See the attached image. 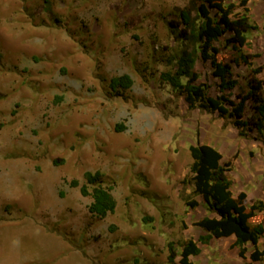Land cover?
<instances>
[{"label": "rangeland", "instance_id": "1", "mask_svg": "<svg viewBox=\"0 0 264 264\" xmlns=\"http://www.w3.org/2000/svg\"><path fill=\"white\" fill-rule=\"evenodd\" d=\"M241 1L225 3L235 13L248 7L257 28L244 51L258 54L264 79V0ZM200 3L0 0V264H168L169 242L180 251L201 233L199 219L217 215L193 193L189 147L197 142L231 161L234 197L245 193L248 208L264 201V133L241 137L229 118L189 108L163 76L194 47L170 22L187 11L198 24ZM222 40L230 60L238 53ZM232 64L239 84L225 93L237 101L249 70ZM194 68L210 95L222 93L209 62L198 57ZM122 74L132 86L113 90L111 78ZM98 170L116 201L106 217L90 212L92 197L80 189L85 172ZM260 221L264 210L249 223ZM234 240L200 243L190 259L264 264L251 260V244L245 259L232 257Z\"/></svg>", "mask_w": 264, "mask_h": 264}, {"label": "trees", "instance_id": "2", "mask_svg": "<svg viewBox=\"0 0 264 264\" xmlns=\"http://www.w3.org/2000/svg\"><path fill=\"white\" fill-rule=\"evenodd\" d=\"M225 1L201 0L198 24L192 21L187 11H182L180 23L170 22L176 36L191 40L194 47L192 50H183L177 58L176 71L166 72L163 76L184 94L189 108L217 112L220 117L229 118L241 137L246 136L250 129L264 133V79L259 76L262 67H254L253 59L258 54L244 51L245 46L250 44L247 32L256 29L257 25L251 21L248 7L243 12L235 13L236 4H226ZM247 1L241 2L246 5ZM211 10H214V14ZM225 34L228 36L222 40ZM221 40L223 46L231 47L238 54L230 60L222 58L221 45L217 44ZM198 57L210 63L213 76L218 78L222 92L218 96L210 95L206 85L198 83L199 74L194 68ZM232 63L245 64L249 70L246 88L238 94L237 101L225 93L239 84L234 77ZM132 84L133 79L129 74L114 76L110 80L113 90L130 88ZM189 150L192 157L190 182L193 193L200 195L206 206L214 209L217 216L206 215L199 219L196 224L201 233L197 239L189 238L182 242L180 251L175 248L174 242H169L168 264H196L190 257L201 253L200 243L209 244L214 238L228 236H235L233 246L238 248L241 258H246L250 250L247 245L251 244V260L263 262L264 249L260 248L259 243L264 238V222L250 224L249 221L257 211L264 210V201H255L248 208L244 202L245 193H240L238 197L233 196L232 179L227 167L231 161L222 163L223 155L218 148L197 142L190 145ZM102 177L99 170L87 171L86 183L80 187L83 195L92 197L89 210L98 217H106L116 208L113 187L106 185ZM71 184L78 186L79 182L73 180ZM179 255L180 259L177 261Z\"/></svg>", "mask_w": 264, "mask_h": 264}, {"label": "crops", "instance_id": "3", "mask_svg": "<svg viewBox=\"0 0 264 264\" xmlns=\"http://www.w3.org/2000/svg\"><path fill=\"white\" fill-rule=\"evenodd\" d=\"M212 146H214V147H216V145H212ZM219 149V148H218ZM220 150V149H219ZM220 152H221V150H220ZM211 216L213 217V216H217L216 214H213V213H211ZM237 252L236 253H233L231 256L233 257V256H236L237 254H238V249L236 250ZM226 262V261H225ZM227 264H230V263H227Z\"/></svg>", "mask_w": 264, "mask_h": 264}]
</instances>
